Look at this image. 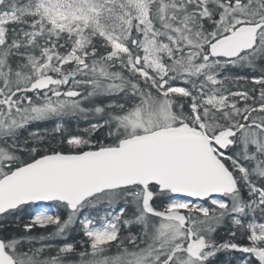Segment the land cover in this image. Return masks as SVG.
Returning <instances> with one entry per match:
<instances>
[{"label":"snow or ice","instance_id":"snow-or-ice-1","mask_svg":"<svg viewBox=\"0 0 264 264\" xmlns=\"http://www.w3.org/2000/svg\"><path fill=\"white\" fill-rule=\"evenodd\" d=\"M0 264H264V0H0Z\"/></svg>","mask_w":264,"mask_h":264}]
</instances>
